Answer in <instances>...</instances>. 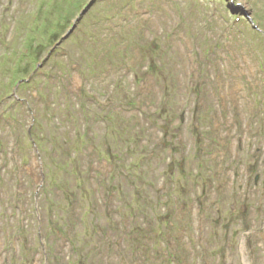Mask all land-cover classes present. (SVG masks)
<instances>
[{
    "label": "rangeland",
    "instance_id": "obj_1",
    "mask_svg": "<svg viewBox=\"0 0 264 264\" xmlns=\"http://www.w3.org/2000/svg\"><path fill=\"white\" fill-rule=\"evenodd\" d=\"M262 18L264 0H0V264H119L122 239L155 255L121 264H264ZM120 82L143 97L102 112Z\"/></svg>",
    "mask_w": 264,
    "mask_h": 264
},
{
    "label": "bare ground",
    "instance_id": "obj_2",
    "mask_svg": "<svg viewBox=\"0 0 264 264\" xmlns=\"http://www.w3.org/2000/svg\"><path fill=\"white\" fill-rule=\"evenodd\" d=\"M94 1H97V0H94ZM90 4H91V3H90ZM88 5H89V4H88ZM89 7H90V6H89ZM89 7H87V8L90 9ZM83 13H84V11L80 13V16L78 17V22H80L79 19L82 17ZM76 26H77V25H74V28H76ZM77 28H78V26H77ZM77 28H76L75 30H77ZM68 36L70 37V35H68V34H67L65 37H68ZM38 69H40V68H38Z\"/></svg>",
    "mask_w": 264,
    "mask_h": 264
},
{
    "label": "trees",
    "instance_id": "obj_3",
    "mask_svg": "<svg viewBox=\"0 0 264 264\" xmlns=\"http://www.w3.org/2000/svg\"><path fill=\"white\" fill-rule=\"evenodd\" d=\"M29 57H30V55H26V56H25V58H29Z\"/></svg>",
    "mask_w": 264,
    "mask_h": 264
}]
</instances>
